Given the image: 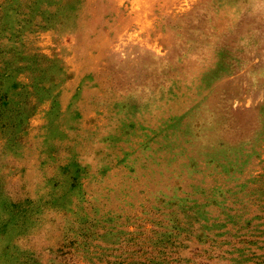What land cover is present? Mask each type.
Instances as JSON below:
<instances>
[{"label": "rangeland", "instance_id": "rangeland-1", "mask_svg": "<svg viewBox=\"0 0 264 264\" xmlns=\"http://www.w3.org/2000/svg\"><path fill=\"white\" fill-rule=\"evenodd\" d=\"M0 264H264V0H0Z\"/></svg>", "mask_w": 264, "mask_h": 264}]
</instances>
